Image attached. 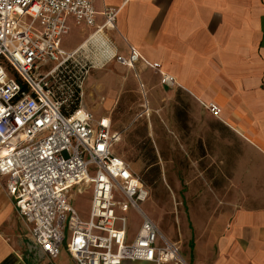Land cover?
Listing matches in <instances>:
<instances>
[{"label": "crops", "instance_id": "crops-1", "mask_svg": "<svg viewBox=\"0 0 264 264\" xmlns=\"http://www.w3.org/2000/svg\"><path fill=\"white\" fill-rule=\"evenodd\" d=\"M105 8L119 10L116 30L98 32ZM95 10V26H77L69 19L70 28H81L83 35L75 47L66 49L63 41L62 48L73 52L86 44L84 55L93 65L90 75L94 72L113 86L103 115L96 110L105 95L85 90L90 102L84 106L96 118L111 120L113 131L121 135L114 147L119 157L117 147L125 133L114 129L109 112L126 107L122 102L131 83L144 101L133 124L164 114L169 136L158 133L156 120H149L148 137L164 164V183L146 201L153 221L180 245L186 264H264V0H97ZM131 48L146 61L161 64L177 86L162 85L160 74L142 60L135 72L109 60L115 54L129 57ZM97 99L101 102L93 105ZM176 101L187 113L181 120L175 117ZM211 103L221 109L219 118L206 109ZM171 107L176 110L168 114ZM179 122L181 135L175 130ZM186 128L191 135L185 136ZM211 160L217 165L211 164L213 172L205 166ZM213 177H224V183L218 185ZM225 192L241 194L240 203L226 200L223 209L213 194ZM182 193L186 200L179 199ZM4 195L13 213L16 209ZM163 207L175 210L176 216L160 217ZM179 208L187 210L185 216H178ZM3 212L0 208V264H76L64 246L56 259L48 258L34 245L31 227L18 212L10 230L5 229ZM128 212L117 210V226L125 227L132 243L143 218L134 235L128 229Z\"/></svg>", "mask_w": 264, "mask_h": 264}, {"label": "built area", "instance_id": "built-area-1", "mask_svg": "<svg viewBox=\"0 0 264 264\" xmlns=\"http://www.w3.org/2000/svg\"><path fill=\"white\" fill-rule=\"evenodd\" d=\"M96 1L0 0V178L31 227L34 245L50 259L70 235L67 250L76 264H186L141 208L150 192L114 153L121 135L109 118H96L83 104L93 68L86 44L73 52L62 48L70 18L77 26L96 25ZM118 13L105 8L98 32L116 30ZM109 60L133 69L142 60L160 74L162 85L177 86L161 64L146 61L134 48L129 57L115 54ZM206 109L221 116L216 104ZM89 188L93 198L85 221L72 199L75 191ZM131 208L143 223L128 243L125 227L117 226V210Z\"/></svg>", "mask_w": 264, "mask_h": 264}, {"label": "rangeland", "instance_id": "rangeland-1", "mask_svg": "<svg viewBox=\"0 0 264 264\" xmlns=\"http://www.w3.org/2000/svg\"><path fill=\"white\" fill-rule=\"evenodd\" d=\"M27 21L30 22V19H27ZM82 32H83V30L81 28L73 26L70 33L64 38V40H63L64 45L63 46L66 49H71V48L75 47L78 44L81 35H83ZM106 69H107V67H106ZM106 71H108V70H106ZM132 72H135V69H133ZM131 84L132 85L128 87V90L125 93L126 94V97L124 99L125 101L122 102V100H121V102L123 104H125L124 106H126V107H121L118 105L114 109H112L109 112V114H110V117L112 118L114 129L116 131H123L125 133L122 143L120 145H118V147H117V154H119L131 166L132 170L136 174H138L139 176L142 177L146 187L148 188V190L151 194L150 199L152 198V200H153V190L157 191L161 187V185L164 183V182H162L163 178L161 175L162 171L164 169V164L162 165L161 162L158 160L157 151L154 149L153 143H152L151 139L148 137L149 120H151V119L156 120V124H158V126H159L158 133H161L162 136H169L170 132L166 128V125H165L166 119L164 117V114H160V113L151 114L150 119L146 118L145 120H141L140 122L133 124V122L135 120V116L140 111L139 105H142L144 101H143V96H140L138 91L136 90V86L133 83H131ZM112 87L113 86L110 85L107 80H103L101 78H98L97 74L94 72L90 75L89 80H87L86 87L84 86V91L86 90V92H93L96 95H105L107 97L105 102H102L96 110L97 113L100 115H103V110L106 109V107L108 106L109 99L112 97V93H113ZM85 95L86 94L84 93L83 104L85 102L86 103L90 102L89 96L85 100ZM179 101H181L180 98H179ZM100 102L101 101H99L97 99L96 101L94 100L92 102V104L97 105ZM178 105H180V102L176 101L175 106H178ZM173 109L176 110V107H171L170 113H168V114H171V111ZM90 111L93 113V115L97 116L92 111V109ZM106 113L107 112H105V114ZM182 115L187 117V113L182 112L181 107L178 106L177 110L175 111V117H177L179 120H181ZM144 122H147V124ZM177 126L178 127L175 130L178 131L181 135V132H182L181 123L179 122ZM209 130H211V132H212L211 128H209ZM209 130H206V132L209 133ZM214 131L215 130H213V132ZM213 132H212V134H213ZM191 133H192L191 130H189L188 128L185 129V136H189V135H191ZM178 147H179V149H181L180 144H178ZM212 150H213V145H209L207 148V151L210 152ZM212 163L216 165V161H214V160L213 161L212 160L211 161H205V166H206V169L210 168V170H212V172H213V169L215 168V166L211 165ZM177 164H179V163H177ZM213 178H215L216 182L218 181V183H217L218 185L221 183H224L223 182L224 177H213ZM4 185H5L4 179H1L0 180V208H2V210L4 209V211H5V212H3V214L4 213L7 214L6 215V217H7L6 223L4 225V228L10 230L11 224L16 221L15 215H16L17 211H14L12 213L6 207L7 201H6L5 195H4V191L6 192ZM215 195H218V197H216ZM240 195L241 194L235 195V194H231L228 192L221 193V194H213V200L214 199L220 200L221 204L223 205V209H226L225 201L227 200L226 204H228L229 202H233L236 205L237 203H240ZM7 196H9L8 193H7ZM186 196L187 195L185 193L184 194L182 193L181 195H179V199L180 200H182V199L186 200V198H185ZM8 198L10 200V197H8ZM92 198H93L92 188L86 189L82 193H78L77 191H75L73 194L72 206L77 211V213L80 215V217L85 221L88 220L90 217ZM141 208L153 220V216H150L152 214V209L148 205V203H146V202L142 203ZM164 208L165 207H163L160 210V213H159L160 217H162L164 215L163 216L164 219L166 220V218H167V220H169L171 216H174V217L176 216V215H173L174 214L173 211H175V210L164 209ZM224 211H227V210H224ZM185 212H187L186 209L179 208L178 216H185ZM126 217L128 218V221H129L128 229H130V231H132L133 234L135 235L139 230L140 222L142 221L141 220L142 216L136 210L131 208L129 210V212L126 214ZM161 233L171 243H173L175 246H177L179 248L180 253L183 257L184 254L181 252L180 245L177 242L171 240L169 237H167L165 235V233H163L162 231H161ZM69 241H70V235H67V242L64 245L65 249H67V244L69 243ZM183 259H184V257H183Z\"/></svg>", "mask_w": 264, "mask_h": 264}, {"label": "trees", "instance_id": "trees-1", "mask_svg": "<svg viewBox=\"0 0 264 264\" xmlns=\"http://www.w3.org/2000/svg\"><path fill=\"white\" fill-rule=\"evenodd\" d=\"M17 78L20 79L18 76H17ZM141 180H142L143 185L146 187V185H145L144 180L142 179V177H141Z\"/></svg>", "mask_w": 264, "mask_h": 264}]
</instances>
